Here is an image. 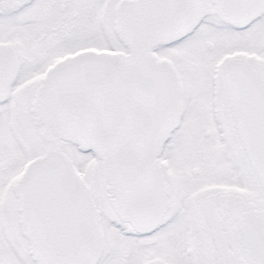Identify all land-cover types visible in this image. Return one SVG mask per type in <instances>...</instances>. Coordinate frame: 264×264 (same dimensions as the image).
Instances as JSON below:
<instances>
[{
  "label": "flooded vegetation",
  "instance_id": "obj_1",
  "mask_svg": "<svg viewBox=\"0 0 264 264\" xmlns=\"http://www.w3.org/2000/svg\"><path fill=\"white\" fill-rule=\"evenodd\" d=\"M117 1L94 19L87 12L88 0H0V264H37L25 235L24 196L15 190L32 159H25V135L28 146L40 154L55 135L32 111L35 90L56 60L88 50L128 52L115 30L122 0ZM232 6L227 5L223 19L218 13L222 5L211 3L190 33L152 48L158 58L176 62L161 48L197 37L200 67L187 75L172 63L183 86L182 119L198 116L187 111L192 102L222 129L225 142L218 163L201 162L192 179L183 169L178 186L160 156L165 206L157 225L144 232L119 217L99 165L89 178L82 172L100 211L103 234L93 264H255L252 254L264 253V181L252 171L240 144L224 76L225 63L239 59L264 81V0L252 16ZM191 80L199 91L188 86Z\"/></svg>",
  "mask_w": 264,
  "mask_h": 264
},
{
  "label": "water",
  "instance_id": "obj_2",
  "mask_svg": "<svg viewBox=\"0 0 264 264\" xmlns=\"http://www.w3.org/2000/svg\"><path fill=\"white\" fill-rule=\"evenodd\" d=\"M211 3L222 5L223 19L228 4L242 5L248 16L260 8V0H122L115 30L129 54L83 51L45 72L32 111L57 138H48L46 151L26 164L15 186L24 196L25 235L37 264H93L103 247L100 211L58 138L100 160L122 220L140 232L160 221L166 185L157 158L180 124L183 90L172 62L149 49L189 33ZM80 65L86 84L77 87L70 74ZM225 77L239 140L264 181V81L239 59L225 64ZM262 259L261 250L251 256L255 264Z\"/></svg>",
  "mask_w": 264,
  "mask_h": 264
},
{
  "label": "rangeland",
  "instance_id": "obj_3",
  "mask_svg": "<svg viewBox=\"0 0 264 264\" xmlns=\"http://www.w3.org/2000/svg\"><path fill=\"white\" fill-rule=\"evenodd\" d=\"M114 1L88 0V6L86 4V8L89 17L96 19L99 15L102 16V12H104L102 9L105 8L106 4L112 5ZM119 1L116 2V5ZM196 39L197 37L193 36L184 42L161 48L164 54L176 60L180 70H183L187 75H190L192 71L200 67L197 59H195L199 53L197 50L198 44L194 43ZM175 41H171L170 43ZM173 62L174 64L176 63L175 61ZM188 86L191 89L199 91V84L195 80H191ZM191 95L193 94L191 93ZM188 104L190 106H187V111L199 112L198 116H185L182 119L180 126L172 133L171 138L165 145L164 151L159 158V162L164 166L178 186L183 175L181 174L183 169H188L186 177L192 179L194 178L193 170L199 167L201 162L212 163L213 160H217L218 163L220 152L225 142L222 129L211 118L207 117L206 110L204 108L200 109L198 106H191L192 102H188ZM28 145L29 139L25 135L23 146L29 149L28 154L25 155V159L31 155V160H33L44 153L43 151L40 154L38 148H31ZM61 146L67 156L79 167L80 171L85 174L87 173V177L89 178L94 167L99 162L90 153L81 152L76 146L70 143L64 142ZM13 156L16 157L15 155ZM11 157L9 159L10 162L12 161Z\"/></svg>",
  "mask_w": 264,
  "mask_h": 264
}]
</instances>
